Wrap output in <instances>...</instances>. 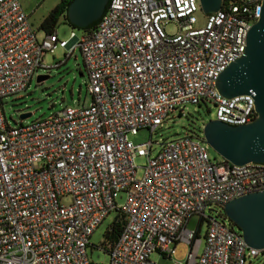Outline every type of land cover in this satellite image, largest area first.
Wrapping results in <instances>:
<instances>
[{"label":"built area","instance_id":"built-area-1","mask_svg":"<svg viewBox=\"0 0 264 264\" xmlns=\"http://www.w3.org/2000/svg\"><path fill=\"white\" fill-rule=\"evenodd\" d=\"M264 0H223L198 27L199 0H110L95 30L59 41L38 39L19 0H0V264H95L90 238L117 210L125 226L102 249L108 264H155L188 247L180 264H264L211 207L264 192V164L214 163L202 138L185 135L161 145H135L139 130H158L186 106L211 105L215 121L254 122L253 94L223 98L216 82L244 56ZM177 32L168 35L166 26ZM57 49L79 50L88 77V106L11 128L3 100L24 92ZM146 159L141 180L135 160ZM68 199L69 204L61 201ZM206 223L203 240L186 225ZM176 264V263H171Z\"/></svg>","mask_w":264,"mask_h":264},{"label":"rangeland","instance_id":"rangeland-1","mask_svg":"<svg viewBox=\"0 0 264 264\" xmlns=\"http://www.w3.org/2000/svg\"><path fill=\"white\" fill-rule=\"evenodd\" d=\"M62 0H19L23 11L29 16L30 24L37 33L38 39H43L45 32L40 30V26L52 10ZM198 27L204 23L205 16L197 14ZM59 41H68L70 34L75 33L78 37L82 36L83 31L72 28L64 18H60L55 27ZM165 31L168 35H174L177 32L174 24L166 26ZM47 77L42 82H37L38 77ZM88 77L84 67L80 51L77 49L69 56L67 50L57 49L53 54L47 53L43 57V68L33 76L26 91L9 96L3 100V113L8 125L11 128L17 126H27L31 123L45 120L52 115L59 113L66 107L88 106L91 103V96L88 92ZM31 114V117L22 121L21 115ZM209 121H215V109L211 105L200 106L188 105L183 113L176 112L171 118L162 124V126L151 133L142 129L137 135L130 137L135 145L147 144L150 140L156 145L152 149V157H155L161 150V145L171 141L178 140L185 135L198 136L203 138L202 129ZM194 134V135H192ZM209 158L214 163H221L223 159L209 148ZM137 168V179L143 177V168L146 165V159L137 158L134 162ZM126 202V193L121 192L116 200L117 210L103 221L100 227L90 238V246L87 249L89 259L95 264H108L109 255L103 251L105 246V234L113 224L118 210ZM63 205H68L69 200L63 199ZM223 214L222 209L211 207L206 210L205 217H217V214ZM200 227L199 236L203 240L206 232V223L200 224L199 217H192L186 228L188 231L196 232ZM237 230V228H235ZM188 247L185 244H179L176 247V253L171 259H164L156 254L150 258L151 263L171 264L183 263L186 259Z\"/></svg>","mask_w":264,"mask_h":264},{"label":"water","instance_id":"water-1","mask_svg":"<svg viewBox=\"0 0 264 264\" xmlns=\"http://www.w3.org/2000/svg\"><path fill=\"white\" fill-rule=\"evenodd\" d=\"M109 1L74 0L67 10L69 23L75 29H87L100 21ZM199 2L203 15L219 12L223 4V0ZM46 78L40 76L37 82ZM216 89L226 99L253 94L257 118L245 126L209 121L202 129L203 142L232 165L264 164V2L258 23L247 35L244 56L221 73ZM30 117L31 114H24L20 119L24 121ZM223 210L248 247L264 249V192L231 201Z\"/></svg>","mask_w":264,"mask_h":264},{"label":"trees","instance_id":"trees-1","mask_svg":"<svg viewBox=\"0 0 264 264\" xmlns=\"http://www.w3.org/2000/svg\"><path fill=\"white\" fill-rule=\"evenodd\" d=\"M74 0H62L54 10L50 12V14L47 16V18L43 21V23L40 26V30L44 31L46 34H50L55 30V27L57 26L60 18H64V21L67 22L72 28H74L68 21L67 18V10L69 5L73 2ZM98 22L94 23L90 27H88L85 30H81L83 32H90L95 30L97 27ZM75 29V28H74ZM194 135V134H192ZM193 137L199 138L198 136L194 135ZM223 214L221 213V216L226 218L224 210L222 209ZM231 223V222H230ZM233 228H236L233 223H231ZM125 226V217L124 215L118 210V214L111 225L110 229L106 232L105 234V246L107 245H114L118 239L120 238L123 229Z\"/></svg>","mask_w":264,"mask_h":264}]
</instances>
